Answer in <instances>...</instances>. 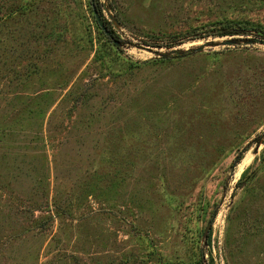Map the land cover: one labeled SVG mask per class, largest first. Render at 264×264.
<instances>
[{
    "label": "rangeland",
    "instance_id": "1",
    "mask_svg": "<svg viewBox=\"0 0 264 264\" xmlns=\"http://www.w3.org/2000/svg\"><path fill=\"white\" fill-rule=\"evenodd\" d=\"M101 2L0 0V264H264V0Z\"/></svg>",
    "mask_w": 264,
    "mask_h": 264
},
{
    "label": "trees",
    "instance_id": "2",
    "mask_svg": "<svg viewBox=\"0 0 264 264\" xmlns=\"http://www.w3.org/2000/svg\"><path fill=\"white\" fill-rule=\"evenodd\" d=\"M95 1V4L97 6V9L99 11V14L101 15L102 17V20L103 22L105 23V25L108 27V29L111 31L112 35L118 39H119V35L115 32V30L113 29L112 27V24L110 22V20H108L106 17H105V14L103 12L104 10V3L101 2V0H94ZM91 4H92V0H91ZM93 7V6H92ZM25 5L24 4H21L19 6H17L16 11H19L20 13H23V10H25ZM13 10V11H14ZM7 17V14L4 13L2 15V18L5 19ZM95 17V15H94ZM95 21L97 22L96 20V17H95ZM97 25H98V28L101 29V32L104 34L105 38L112 42V38L110 36H108L105 31L102 30L101 26L98 24L97 22ZM250 31H255V34H252L253 35V38H252V42H257L259 39H263L264 38V27L263 26H260V25H253V24H250L248 22H245V21H240V20H225L223 22H220L219 24L215 25L208 33H205V35H213V36H226V35H232V36H241V35H249V32ZM173 39L169 42L166 43V47H169V48H172V47H176L177 45H180L184 42V40L182 39H176L174 37H172ZM241 37L237 38V41H240ZM121 42V40H120ZM122 43V42H121ZM143 44H146V45H151V46H159L160 47V44H156L155 42H144ZM193 50L192 49H189V50H174L171 52V54H168V55H163V60H169L170 58L172 57H179L181 56L182 54H190L192 53ZM264 160V158H263ZM251 175H245L243 174L242 177L240 178L238 184H244L246 181H248V179H251L250 178ZM208 242L210 243L211 242V236H209L208 238ZM200 264H203V261H200L199 262ZM211 264H214L213 262H211Z\"/></svg>",
    "mask_w": 264,
    "mask_h": 264
},
{
    "label": "water",
    "instance_id": "3",
    "mask_svg": "<svg viewBox=\"0 0 264 264\" xmlns=\"http://www.w3.org/2000/svg\"><path fill=\"white\" fill-rule=\"evenodd\" d=\"M92 6H93V13H94V15H95V17H96V20H97L98 24L101 26L102 30L105 31V33H106L108 36H110V37L112 38L113 42H114L117 46H120V45H121L120 40L116 39V38L112 35L111 31L108 29V27H107V26L105 25V23L103 22L102 17H101V15L99 14V11H98V9H97V6H96L94 0H92ZM109 16L112 17V15H110V13H109ZM226 43H231V41H227ZM259 43H261V44L264 45V38H263V39H259ZM174 50H177V48H174L172 51H174ZM259 149H260V144L258 143L257 146L255 147V153H258ZM263 163H264V162H263ZM259 168H260V166H259ZM259 168H258V169H259ZM216 214H217V212H215V213L213 214V217H212L211 220L209 221V223H208V225H207V227H206V230H205V232H204L205 235H207V234L209 233V231H210V229H211V227H212V225H213L214 219H215V217H216Z\"/></svg>",
    "mask_w": 264,
    "mask_h": 264
},
{
    "label": "bare ground",
    "instance_id": "4",
    "mask_svg": "<svg viewBox=\"0 0 264 264\" xmlns=\"http://www.w3.org/2000/svg\"><path fill=\"white\" fill-rule=\"evenodd\" d=\"M252 157H253L252 153L251 152H248V153H246L243 161L244 162H249L252 159Z\"/></svg>",
    "mask_w": 264,
    "mask_h": 264
}]
</instances>
